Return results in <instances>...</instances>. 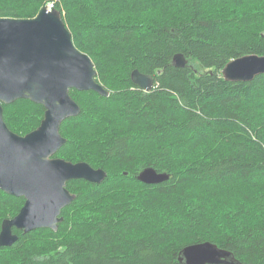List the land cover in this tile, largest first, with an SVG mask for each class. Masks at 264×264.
I'll return each instance as SVG.
<instances>
[{
	"label": "trees",
	"instance_id": "obj_1",
	"mask_svg": "<svg viewBox=\"0 0 264 264\" xmlns=\"http://www.w3.org/2000/svg\"><path fill=\"white\" fill-rule=\"evenodd\" d=\"M47 4L110 91L71 90L81 113L62 123L55 156L108 176L69 181L76 198L59 229L14 228L0 264H185L183 248L204 241L264 264V73L246 82L222 73L264 55V0H0V17L33 18ZM179 52L185 67L173 65ZM136 68L155 76L152 91L132 80ZM44 114L29 99L4 104L21 135ZM150 166L170 178L139 181ZM24 203L0 189V231Z\"/></svg>",
	"mask_w": 264,
	"mask_h": 264
},
{
	"label": "water",
	"instance_id": "obj_2",
	"mask_svg": "<svg viewBox=\"0 0 264 264\" xmlns=\"http://www.w3.org/2000/svg\"><path fill=\"white\" fill-rule=\"evenodd\" d=\"M187 64L183 53L174 55V66ZM222 73L229 81H251L264 73V55L232 59ZM131 77L147 92L156 85L154 75L137 68ZM72 89L110 95L92 57L75 44L61 11L47 4L33 18L0 17V189L25 199L14 217L3 220L0 246L16 243L19 236L14 228L24 233L40 228L57 231L64 220L63 209L76 198L68 182L84 179L102 183L108 176L105 169L88 162L55 156L67 141L61 134L62 123L81 113ZM18 99L45 107L40 125L24 135L11 130L4 119V104ZM169 178V173L151 166L137 176L146 184ZM180 259L185 264H242L231 251L211 241L185 246Z\"/></svg>",
	"mask_w": 264,
	"mask_h": 264
},
{
	"label": "rangeland",
	"instance_id": "obj_3",
	"mask_svg": "<svg viewBox=\"0 0 264 264\" xmlns=\"http://www.w3.org/2000/svg\"><path fill=\"white\" fill-rule=\"evenodd\" d=\"M199 68L200 71L204 70L202 67H200L198 64H196V68Z\"/></svg>",
	"mask_w": 264,
	"mask_h": 264
}]
</instances>
